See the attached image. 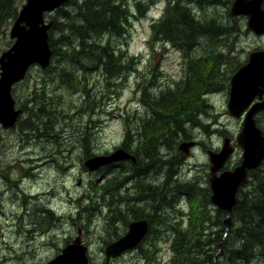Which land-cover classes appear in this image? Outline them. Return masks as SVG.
Here are the masks:
<instances>
[{
    "label": "rangeland",
    "instance_id": "374dc122",
    "mask_svg": "<svg viewBox=\"0 0 264 264\" xmlns=\"http://www.w3.org/2000/svg\"><path fill=\"white\" fill-rule=\"evenodd\" d=\"M125 1L130 11L136 10L135 0ZM77 2L78 0H68L62 8L72 7L74 3L78 4ZM24 3L25 0H17V10L21 9ZM165 3L166 0L146 1L144 10L136 11L132 19H129L130 22H125L123 32L118 37L119 45L115 43L117 41L114 34L94 35V39L99 36L106 39L109 34L113 47H120L121 50L117 51V56L113 58L121 61L124 69L120 68L121 71L116 76L113 74L117 70L116 67H112V74H105L104 68L100 70L101 66L93 62V57L79 53V56L65 59L66 75L71 77L66 81V86L59 85V78L51 79V75L45 73V70L32 66L24 79L12 87V97L22 113L11 127H3L0 124V264H47L49 259L77 236L78 230L87 247L89 263L105 264V245L114 240H110L112 236L118 238L125 233L123 222L134 220L132 216L151 218V212H154V218H189L194 215L192 204H199L200 199L208 203V195L194 185V178L204 176L202 181H206L209 173L207 149L219 148L224 137L234 138L240 129L235 118L227 113L228 89L226 86L222 87L226 71L230 72L246 59L250 51L264 46V38L259 39L263 44L258 45L255 34H240L233 44L228 39L227 31L235 27L232 22L222 21L220 27L224 29L221 41L207 40V45L200 42L188 50L184 58L170 43L162 45V40L151 37L152 19L162 13ZM217 4V11H206L207 18H217L224 14V0H218ZM45 18L47 21L56 20L58 16L51 12L47 13ZM11 23L0 36V52L9 48L14 41L9 37ZM68 46L70 42L64 41L62 50H68ZM211 47L210 51H220L224 54L218 66H215L214 74L207 80L212 82V85L208 83L209 86L198 93L196 103L190 102L194 105L190 104L195 112L190 119H185L182 134L173 132V129L163 130L160 113L154 114L152 104L158 102L162 93L173 91L172 95H177V88L183 85L186 76L190 75L191 79L195 74L196 60L201 59L202 52ZM200 68L202 67L199 66L198 70ZM206 91L210 95L201 98V94ZM179 102L182 103V100ZM37 107H43L44 110L38 111ZM90 109L93 115L80 117L82 112ZM50 122L54 126L53 132L49 131ZM176 124L177 122L172 123V126ZM131 132L133 133L130 134ZM159 135L163 137L143 148L138 147L151 136L154 138ZM85 137L89 141L85 140ZM189 139H196L199 143L195 147H189L187 152L179 151V143ZM219 143L220 145H217ZM85 146H89L88 151ZM118 148L133 154L136 158L135 164L131 160H119L91 171L85 165L88 158L108 155ZM145 152L152 157L148 158ZM34 158H41L40 161L44 162V165L31 164L30 159ZM165 160L170 161L172 166L167 167L170 169L167 176L165 164L160 163ZM154 162L158 164L152 169H147ZM261 166L250 173L249 183L241 189L242 192L250 191L253 181L256 184L257 179L264 175V162ZM132 169L137 171V175L129 184L140 182L142 199L136 202L137 188L132 185L133 189L129 191L132 196L125 194L123 200L112 202L111 206L117 210L108 216L105 197L101 192L107 186L122 187L125 190V182L133 173ZM110 173L113 174L108 176ZM24 175L31 178L30 182L26 185L19 184L20 176ZM27 180L28 178L24 182ZM150 185L152 191L149 190ZM190 188L194 194L187 198L191 209L187 212L183 208L186 198L182 193L189 192ZM21 189H27L29 192L23 194ZM27 195H36V200L29 202ZM127 196L130 199H127ZM86 200L91 204L86 203ZM45 205L53 209L54 218L40 219L33 213L34 210L38 212L39 206ZM137 205L140 208H148V211L142 212ZM176 206L185 209L187 215L180 212L182 216H175L173 209ZM211 208L208 216L216 218L219 212L213 206ZM130 210L134 212L131 213ZM157 211L162 213L157 214ZM40 213L41 216L44 215V212ZM45 215L49 213L45 212ZM117 216L123 218V222H119L120 225H117L118 222L114 219L118 218ZM151 236L152 234L149 239L144 238L139 245L129 250L130 252L110 259L107 264H144L146 257L140 248L149 250L150 247L159 249L155 253L154 264H166L170 256L168 242L159 239L154 246Z\"/></svg>",
    "mask_w": 264,
    "mask_h": 264
},
{
    "label": "trees",
    "instance_id": "16d2710c",
    "mask_svg": "<svg viewBox=\"0 0 264 264\" xmlns=\"http://www.w3.org/2000/svg\"><path fill=\"white\" fill-rule=\"evenodd\" d=\"M146 1L150 2L151 0H135L136 11L142 12ZM217 1L166 0L160 16L152 19V39L162 40L164 42L162 45L170 43L172 48L179 49L184 55L200 42L207 45L209 43L207 40L221 41L224 28L220 27V22H230L228 14L224 12L217 18L215 16L207 18L206 15L208 10H218L216 9ZM16 2L17 0H0V36L3 34L5 27L17 15ZM77 3H74L72 7L62 8L61 5L55 9L53 12L58 18L52 20L49 30L48 42L51 49V58L48 66L43 70L51 75V79L57 80L59 78L60 82L58 83L61 86H66V81L71 79L69 74L66 75L67 71L64 67L66 57L68 59L70 56H79V53L93 57V62L101 66L100 70L103 67L105 74H112V67L117 68L113 74H118L123 66L121 61L114 59L113 56H117V51L121 49L119 46L116 48L112 46L111 35H108L114 34L117 41L115 43L119 45L118 37L123 32V24L130 22L129 19L132 15H135V11L129 10L125 0H78ZM106 33H109L108 38L103 39V36H99L98 39H94L96 38L94 35ZM197 35L203 37L200 38ZM64 41L70 42L68 50L65 51L62 50ZM211 49L212 47L204 50L201 59L196 60L195 74L191 76V79L190 75L186 76L182 82L183 85L177 88V95H172L173 91H169L168 94L162 93L158 102L155 105L152 104L151 108L154 114L157 111L160 113L161 128L163 130L170 131V129H173V132L182 134L185 119H190V116L195 112L192 109L194 105L190 102L196 103L198 93L208 83L212 85V82H207V80L214 74L215 66H218L224 54L221 52L214 53L210 51ZM199 66L202 67L200 70H198ZM204 69L205 71H203ZM180 99L182 103L179 102ZM37 110L43 111L44 109L43 107H37ZM90 111L92 112L91 109ZM185 114L186 117H184ZM175 122L177 124L172 126V123ZM52 129L54 130V126L50 122L49 131L53 132ZM152 137L140 143L138 147L143 148L163 136ZM85 140H87V137H85ZM88 147H86V151H88ZM145 154L148 158L152 157L147 152ZM157 164L153 163L152 166L154 167ZM253 177L255 179L256 175ZM114 188L107 186L101 192L105 197L106 210L109 209L112 202L116 200L119 202L124 199V195L120 193L121 191ZM94 191L97 192V190ZM186 193L188 196H192V191H186ZM188 196L184 197L187 199ZM87 197L89 199V195ZM85 202L91 204L88 200ZM96 203L99 205L98 201ZM191 206H193L194 215L189 218L168 217L153 218V220L151 218H134L147 221L148 228L144 238L149 239L150 234H152L151 240L154 246L157 245L159 239L168 242L170 256L166 264H211L213 254L221 239L223 242L222 254L218 256L219 259L216 260V264H264V175L257 179L256 184L253 181V187L247 193L242 192L240 189L238 198L232 207L230 227L225 235H223L222 230L223 212L221 210H217L219 215L216 218H210L208 216L209 204L206 201L200 199L199 204H192ZM40 212H44V215L41 216ZM45 212H48L49 215H45ZM33 213L40 219L54 218L55 215L53 209L47 211L40 206L38 212L34 210ZM175 216L180 217L182 215ZM114 219L118 222L117 225H120L119 222L123 218ZM123 223L126 227L127 222ZM113 238L117 237L112 236L110 240ZM140 251L146 257L144 264H154L156 262L155 253L159 251L158 248L153 249L150 247L149 250L140 248ZM101 264H104V262Z\"/></svg>",
    "mask_w": 264,
    "mask_h": 264
},
{
    "label": "water",
    "instance_id": "95a60500",
    "mask_svg": "<svg viewBox=\"0 0 264 264\" xmlns=\"http://www.w3.org/2000/svg\"><path fill=\"white\" fill-rule=\"evenodd\" d=\"M65 1L25 0L10 27L9 37L14 41L7 50L0 54V124L3 127L12 126L21 112L20 108L15 107V100L11 95L12 86L24 78L27 69L31 65L37 64L41 68H45L49 64L51 49L48 42V30L52 22H45L44 13L53 11ZM261 1L234 0L229 11L230 15L247 16L249 27L255 33H263L264 11L259 8ZM255 17H260V19L256 20ZM254 22H258V24H253ZM256 25L262 26L263 29L257 32ZM263 81L264 51L252 52L248 55L247 62L231 77L228 101L229 113L234 117H238L243 109L239 108L237 110L234 107L239 93L244 92L242 94H246L250 90L255 91L259 85H263ZM258 110H264V99L260 107L252 108L249 112L255 113ZM252 124L251 119L245 118V128L241 134L243 141L241 140L239 143L244 148V153L240 165L234 170L223 171L219 176H216L215 171L220 167L230 150L223 147L221 152L215 155L210 154L211 161L215 164L211 168L213 173L208 179L212 191L210 199L214 205L225 213L222 220L223 235L227 233L230 227L231 210L236 202L238 188L246 182L247 170L257 167L264 159V136ZM251 129L254 130V133ZM193 144V142H184L179 147L187 151L188 147ZM226 144L227 140L225 141ZM126 158L133 159V156L122 149H117L110 155L90 158L85 162V165L89 170H92L113 160ZM147 228L148 224L145 219L130 222L123 235L105 246L106 263L111 257H117L124 251L134 248L143 239ZM222 245L221 239L214 252L211 264H216V258L222 254ZM47 264H89L87 247L82 243L80 232L71 242L62 247L57 255L48 260Z\"/></svg>",
    "mask_w": 264,
    "mask_h": 264
},
{
    "label": "flooded vegetation",
    "instance_id": "af4514ba",
    "mask_svg": "<svg viewBox=\"0 0 264 264\" xmlns=\"http://www.w3.org/2000/svg\"><path fill=\"white\" fill-rule=\"evenodd\" d=\"M232 1L233 0H224V2H225V8L223 9V11L224 12H226V14H228L229 15V9H230V6H231V4H232ZM259 8L261 9V10H263L264 11V0H262L261 2H260V6H259ZM232 18V17H231ZM233 20H235V21H231L232 23H233V25H234V27H235V29H233V30H229V31H227V33H228V39H229V41L231 42V43H233V44H235V42L237 41V39H238V35H242V34H250L251 33V35H252V33L253 34H255L254 36L255 37H257V40H256V42H257V44L259 45V44H263V42H261V41H259V39H262V38H264V32L263 33H255L250 27H249V25H248V23H247V19H246V17L245 16H238V17H235V18H232ZM255 28L257 29V32L258 31H260V30H262L263 29V27L262 26H260V25H256L255 26ZM228 48H230V46L228 47ZM261 50H264V46H261V47H258V48H255L254 50H252V51H255V52H258V51H261ZM252 51H250V52H252ZM249 52V53H250ZM248 53V54H249ZM247 57H248V55H247ZM233 59H234V57H233ZM233 61V60H232ZM247 62V58L246 59H244L241 63H238L236 66H235V68L234 69H232L230 72L229 71H226V75H225V79H224V81H223V84H222V87H224V86H226L227 87V91H228V97H227V99H226V108H227V112L229 111V109H228V101H229V90H230V80H231V76H232V74L239 68V67H241L242 65H244L245 63ZM209 86V85H208ZM208 86H206V87H208ZM242 93H244V92H240L239 93V96H238V101L236 102V104H235V108L237 109V110H239V108H243L242 109V111L240 112V114H239V116L238 117H234L235 118V122H236V125L238 126V128L240 127V129H239V131H238V134L234 137V138H230V137H224L223 138V140H222V143L224 142V141H226L227 140V143H228V146L227 145H224V147L227 149V150H230V153H229V155H227V157L224 159V161L221 163V165H220V167H218V169L216 170V172H215V174L218 176L221 172H223V171H231V170H233L235 167H237V166H239L240 165V163H241V159H242V153H244V149H243V147L239 144L240 143V141L242 140L243 141V136H241V134L243 133V131H244V128H245V118H249V119H251V122L253 123L252 125H254V127L256 128V129H258L259 130V132L264 136V110H258V111H256L255 113H251V112H249L252 108H256L257 106H259L260 107V104H261V102L263 101V99H264V81H263V85H259L258 86V88H257V90H255V91H252V90H250V92L248 91V92H246V94H242ZM208 95H210V93L209 92H203L202 94H201V98H205V97H207ZM242 96V97H241ZM252 96V97H251ZM248 99H250V100H248ZM247 104V105H246ZM246 105V106H245ZM245 106V107H244ZM262 107V106H261ZM224 114V113H223ZM249 114V115H248ZM231 116V115H230ZM245 116V117H244ZM218 121V120H217ZM218 123V122H217ZM252 131H253V133H254V130L253 129H251ZM235 135V134H234ZM195 143H199L196 139H192ZM184 142H186V143H190V142H192L190 139L189 140H186V141H182V142H180L179 143V145H178V150L180 149L181 150V148L179 147L180 146V144L181 143H184ZM222 143H221V146L219 147V148H217V149H215V150H213V149H207V151L209 152V151H212V152H215V153H218L220 150H221V148H222ZM197 144H195V146H197ZM217 145H220V143L219 144H217ZM194 146V147H195ZM206 151V152H207ZM207 152V153H208ZM239 153V154H238ZM130 160V159H129ZM132 161V160H131ZM208 161H209V166H208V169H209V173H208V175H207V177H206V181L205 182H203L202 180L204 179V176H202V177H199V178H194V185H196V186H198L199 187V190L200 191H202V192H204V193H206L207 195H208V204H209V207L211 208L212 206L210 205V199H209V185H208V179H209V177L211 176V174L213 173L212 172V170H211V167L213 166V162L211 161V158L208 156ZM136 162V161H135ZM167 164V163H166ZM132 171L134 172L135 171V169H132ZM250 171L251 170H249V171H247V174H250ZM249 172V173H248ZM135 175H137V174H135ZM134 175V176H135ZM249 180H250V177L248 178V181H247V183H246V185L249 183ZM127 179H126V182H125V189L126 190H122L123 188L122 187H115L114 189L115 190H118V191H121L120 193L121 194H125V191H131L132 189H133V187L132 188H130V186H132V184L130 185L129 184V182L127 183ZM203 182V183H202ZM205 183H206V186H205ZM22 184H24V185H26L27 183L26 182H24V179H23V182H22ZM201 184V185H200ZM204 184V185H203ZM128 185H130V186H128ZM134 185V187H136L137 188V191H136V193H137V195H136V199H137V203L138 202H140V200L142 199V197H143V194H142V192H140L141 191V189H140V186H141V184L140 183H136V184H133ZM157 186H159V184H157ZM152 187V185L151 186H149V190H153V188H151ZM121 188V189H120ZM140 190V191H139ZM138 191H139V193H138ZM126 192V194L127 195H129L130 194V196H132V193H130V192H128L127 193ZM141 193V194H140ZM123 194V195H124ZM139 194V195H138ZM193 194H194V191L192 192V196H193ZM138 196V197H137ZM127 199H130V198H128L127 197ZM137 207H139L138 205H137ZM113 208V209H112ZM140 208V207H139ZM119 209H120V207H119ZM141 209V211L142 212H147L148 211V208L146 209V208H140ZM212 209V208H211ZM109 210H110V213H115V211L117 210V208H115V207H113V206H110L109 207ZM120 211V210H119ZM130 212L131 213H133L134 211L133 210H130ZM136 213V212H135ZM151 213H153L152 214V218H154L153 217V215H154V212H151ZM158 213H162L161 211H157V214ZM118 215H119V213H118ZM175 215H176V212H175ZM118 218H120L119 216H117ZM147 218L146 216H139V215H135V216H133L132 218ZM157 218H159V217H157ZM171 218H176V217H171ZM134 220H136V219H134Z\"/></svg>",
    "mask_w": 264,
    "mask_h": 264
},
{
    "label": "bare ground",
    "instance_id": "6f19581e",
    "mask_svg": "<svg viewBox=\"0 0 264 264\" xmlns=\"http://www.w3.org/2000/svg\"><path fill=\"white\" fill-rule=\"evenodd\" d=\"M128 1V0H127ZM165 1V0H164ZM174 1V0H173ZM122 2V1H121ZM223 2V1H222ZM134 3V2H133ZM128 4H129V2H128ZM131 4V3H130ZM221 4V3H220ZM224 6V5H223ZM126 7V6H125ZM129 7V6H128ZM164 7V6H163ZM136 8V7H135ZM134 10V9H133ZM133 10H132V12H133ZM135 12H136V10H135ZM131 15V14H130ZM137 15V14H136ZM136 18V17H135ZM129 19V18H128ZM132 19V18H131ZM130 24V23H129ZM124 25V24H123ZM215 40V39H214ZM195 43V42H194ZM113 46V45H112ZM220 52V51H219ZM129 59V58H128ZM105 72V71H104ZM80 74V73H79ZM82 74H83V72H82ZM81 75V74H80ZM116 76V75H115ZM117 76H119V75H117ZM112 77V76H111ZM80 79H82V78H80ZM69 84V83H68ZM51 93V92H50ZM53 95V94H52ZM56 96V95H55ZM159 96V95H158ZM213 96H215L214 94H213ZM217 96H219V95H217ZM221 96V95H220ZM52 97V96H51ZM54 98V97H53ZM57 99V98H56ZM54 100V99H53ZM58 100V99H57ZM51 101V100H50ZM53 102V101H52ZM58 102V101H57ZM44 103V102H43ZM210 103V102H209ZM55 104V103H54ZM48 108V107H47ZM37 110V109H36ZM51 111V110H50ZM155 111H157V110H155ZM211 111V110H210ZM45 112V111H44ZM48 112V111H47ZM158 112V111H157ZM228 113V112H227ZM256 114V113H255ZM56 115V114H55ZM217 115V114H216ZM229 115V114H228ZM43 116H45L44 114H43ZM205 116V115H204ZM218 116V115H217ZM216 116V117H217ZM245 117V116H244ZM52 118V117H51ZM53 118H54V116H53ZM194 119V118H193ZM203 119V118H202ZM56 120H57V118H56ZM55 120V121H56ZM208 120V119H207ZM195 121V120H194ZM206 122V121H205ZM195 123V122H194ZM207 124V123H206ZM209 125V124H208ZM207 125V126H208ZM38 127V126H37ZM25 129V128H24ZM42 129V128H41ZM30 130V129H29ZM28 131V130H27ZM129 131V130H128ZM38 132H40V131H38ZM27 133V132H26ZM133 132H131L130 134H132ZM24 134H25V132H24ZM41 134V133H40ZM180 134V133H179ZM238 134V133H237ZM36 135V134H35ZM53 136V135H52ZM51 136V137H52ZM129 137V136H128ZM136 137V139H137V136H135ZM235 137V136H234ZM58 138V137H57ZM126 138V137H125ZM132 138V137H131ZM25 139V138H24ZM127 139V138H126ZM125 139V140H126ZM138 140V139H137ZM132 141H134V137H133V140ZM136 141V140H135ZM129 142V141H128ZM137 142V141H136ZM81 143V142H80ZM195 144H197V143H195ZM22 145V144H21ZM123 145V144H122ZM125 145H127V144H125ZM136 145V144H135ZM139 146V145H138ZM123 147H124V145H123ZM163 147V146H162ZM132 149H133V147H132ZM211 149V148H210ZM214 150V149H213ZM174 151H176V150H174ZM208 152V151H207ZM143 154V153H142ZM159 157V156H158ZM156 158V157H155ZM148 159V158H147ZM159 159V158H158ZM41 160V158L40 159H30V163L32 164L33 163V165H34V163H36V164H38L39 166H42V165H44V162H41L40 161ZM40 161V162H39ZM43 161V160H42ZM158 161H160V159L158 160ZM157 161V162H158ZM38 162V163H37ZM166 162L168 163V164H166ZM128 163V162H127ZM154 163H156V162H154ZM160 163H163V164H165V168H166V171H167V173L168 172H170V167H172L170 164H171V162L170 161H168V160H165L164 162H160ZM35 164V165H36ZM120 164V163H119ZM135 164V163H134ZM126 165V164H125ZM38 166V167H39ZM141 167L143 166V165H140ZM8 166H6V168H7ZM138 167V166H137ZM167 167H169V168H167ZM262 167V166H261ZM34 168V167H33ZM129 168V167H128ZM140 168V167H139ZM138 168V169H139ZM153 168V166L151 165V166H149L148 167V169H152ZM44 169V168H43ZM129 170V169H128ZM147 170V169H146ZM176 170V169H175ZM130 171H131V169H130ZM249 171V170H248ZM137 171L135 170L131 175H130V178H128V181H127V183L128 182H130L131 180H133V178L136 176L135 174H137L136 173ZM128 173V172H127ZM167 173L165 174V172H164V174L167 176ZM174 173V172H173ZM249 173V172H248ZM130 174V173H129ZM128 174V175H129ZM150 174V173H149ZM170 174H172V173H170ZM123 175V174H122ZM122 175H121V177H122ZM135 175V176H134ZM163 175V174H162ZM250 175V174H249ZM125 176V175H124ZM139 177V176H138ZM152 179V178H151ZM137 180V179H136ZM147 180H148V178H147ZM164 180V179H163ZM120 182V181H119ZM136 182V181H135ZM142 182V181H141ZM13 183V182H12ZM123 183V182H122ZM132 183H134V182H132ZM131 183V184H132ZM138 183V182H137ZM140 183V182H139ZM150 183V182H149ZM130 184V185H131ZM143 184V183H142ZM130 185H128V186H130ZM133 185V184H132ZM144 185H145V183H144ZM161 185V184H160ZM201 185V184H200ZM148 186V185H147ZM151 186V185H150ZM168 186V185H167ZM131 188L133 187V186H130ZM189 187V186H188ZM192 187V186H191ZM136 188V187H135ZM148 187H146V189H147ZM152 188V187H151ZM121 189V188H120ZM140 189H141V186H140ZM142 189H143V187H142ZM123 191H124V189H122ZM126 190V189H125ZM160 190H162V189H160ZM164 190V189H163ZM179 190V189H178ZM137 191V190H136ZM140 191V190H139ZM127 192V191H126ZM129 192V191H128ZM127 192V193H128ZM142 192V191H141ZM130 193H132V192H130ZM139 193V192H138ZM124 194V193H123ZM126 194V193H125ZM124 194V196L123 197H125L126 195ZM141 194V193H140ZM130 195V194H129ZM136 195H137V193H136ZM139 195V194H138ZM174 195V194H173ZM128 197V196H127ZM138 197V196H137ZM163 197V196H162ZM175 197V196H174ZM174 197L172 198V199H174ZM129 198V197H128ZM134 198V197H133ZM117 201V200H116ZM171 201V200H170ZM174 202V201H173ZM114 203V202H113ZM118 203V202H117ZM170 203V202H169ZM175 203H176V201H175ZM180 204H181V202H180ZM179 204V205H180ZM178 205V204H177ZM117 206V205H116ZM209 207V206H208ZM149 208H152V207H149ZM184 208V207H183ZM113 209V208H112ZM162 210V209H161ZM209 210H210V207H209ZM151 211H153V210H151ZM150 211V212H151ZM187 211V210H186ZM222 212H223V218L225 217V213H224V211L223 210H221ZM232 211V210H231ZM129 212V211H128ZM169 212V211H168ZM188 212V211H187ZM186 212V213H187ZM129 214V213H128ZM153 214V213H152ZM132 216V215H131ZM154 216V215H153ZM31 217V216H30ZM129 217H130V215H129ZM133 217V216H132ZM164 217V216H163ZM145 218V217H144ZM152 218V217H151ZM166 218V217H165ZM168 218V217H167ZM184 218V217H183ZM230 218H231V214H230Z\"/></svg>",
    "mask_w": 264,
    "mask_h": 264
}]
</instances>
